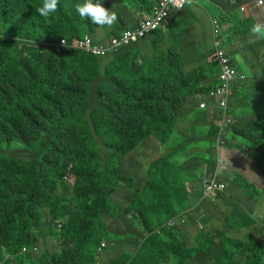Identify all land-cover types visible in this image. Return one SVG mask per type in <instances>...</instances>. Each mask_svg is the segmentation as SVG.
<instances>
[{
	"label": "trees",
	"instance_id": "1",
	"mask_svg": "<svg viewBox=\"0 0 264 264\" xmlns=\"http://www.w3.org/2000/svg\"><path fill=\"white\" fill-rule=\"evenodd\" d=\"M251 1H213L210 17L226 27L218 40L234 32L247 41L253 20L229 27L226 15ZM78 3L84 0H59L57 11L45 18L36 11L43 0H0V264H189L195 258L204 264H264L261 191L238 172L232 178L190 173L201 184L197 187L186 177L190 159L179 160L193 144L180 137L174 141L186 103L207 93L219 73L211 62L215 41L211 51L193 45L199 60L188 64L190 55L169 26L122 43L134 28L125 25L133 5L149 14L153 1L101 0L117 13L111 28L82 19L75 11ZM86 38L105 53L75 47ZM234 38L226 40L231 45ZM253 49L259 87H264V42ZM248 82L236 86L230 100L236 97L240 108L229 105V113L240 117L232 137L252 148L264 175V102L257 90L263 88L248 89ZM216 133L215 128L207 139ZM149 143L159 147L158 155L144 166H127L139 174L145 168L146 182L139 187L125 165ZM17 149L29 155H18ZM210 151L206 170L219 163ZM69 171L72 182L65 179ZM213 183L225 188H210ZM121 189L127 197L123 208L113 200ZM121 212L137 231L131 228V243L126 242L130 235L112 233L106 223ZM204 212L226 228L200 229L195 247L183 245L182 222ZM242 227L251 229L243 239L228 235ZM102 241L107 242L103 252ZM36 244L38 254L32 251Z\"/></svg>",
	"mask_w": 264,
	"mask_h": 264
},
{
	"label": "rangeland",
	"instance_id": "2",
	"mask_svg": "<svg viewBox=\"0 0 264 264\" xmlns=\"http://www.w3.org/2000/svg\"><path fill=\"white\" fill-rule=\"evenodd\" d=\"M143 1L144 0H138V2H141L142 4H143ZM150 2H152V1L147 0L148 4H151ZM231 14L233 16L235 15V16L239 17L240 21H238L237 24H239L240 22H243L244 21L243 19H245L244 14L240 13L238 9L233 11ZM247 27H248V25H247ZM169 28L170 29L173 28L174 32L177 34L176 37H177L178 42H180V46H184L185 49H187V51H188L187 54L190 55V58L187 57V60H186L187 63L192 64V63L198 61L199 58L195 55V50L193 49V45H196V43H197L196 32H192V29L188 28L186 25H183V26L180 25L179 22H174L171 25V27L169 24ZM223 28H226V27H220L218 32H222ZM244 28H246V27H244ZM198 30L200 33V37L201 36L206 37V45L205 46L208 48V51L214 50V39H213L214 29H213V33H212V39L210 41L207 39L209 34H208L206 29H204V30L198 29ZM240 31L241 30H238V31H236V33L240 32ZM230 34L233 35L234 37L237 36L234 32H232ZM250 39H251V37H247L246 42H240L239 45H237V46L246 44ZM228 45H229L228 41L227 40L224 41V39H223V41L221 42V46L223 48L227 49ZM243 52H246V53H243V54L237 53L235 59L241 60V59H243L244 55H248L251 58L252 54L254 53V49H252L250 46H247L243 49ZM233 57L234 56L232 55V58ZM242 70L244 72H246L247 75L250 77L249 82L246 83V87L248 86V89H250L251 87L257 86V88H258L259 83H262V81H255L254 79H252L253 76L251 75L252 71H258V69L255 66H253V67L248 66L246 68H243ZM259 88H263V89H257L258 90V97H261V102H264V87H259ZM242 90H243V88L237 90V95H241ZM230 109L231 110L240 109L239 104L236 100V97H234L233 101L230 103ZM196 110H197L196 104H193V103L188 104L187 107L184 108L183 111L181 112L179 121H178V119L176 120V126H175V132H174V134L177 135L174 138V141L178 137H180L179 141L185 140L184 139L185 138L184 132H188V131L189 132L190 131H193V132L196 131L199 134V136L201 137L200 139L194 141V143L192 145V150H191L189 155H187V156L182 155L179 158V160L184 162V163L188 162V160L190 159L189 164H188V166H189L188 174L186 175V177L187 178H193V181H195L194 179H197L196 176L200 177V176H202V174H206V173L212 174L213 172H217V175H219V176H222L224 178H232L233 173L238 172V169H241L240 163H242L241 159L243 160V158H240L241 154H238L237 151H235L234 149H232L234 151L230 152V155H231L230 157L226 156L223 153H220V155L218 153H216V151H217L216 150V143L217 142L215 140L213 141V138L209 139V141L207 139L212 132V131H210V128L207 125H205L204 121H201V120H199L200 122L196 125L192 124V122H191L192 116H191L190 112H192L194 114V116L195 115L198 116V112ZM227 115L231 118H237V117L240 118L239 116H236L234 114H230L229 111L227 112ZM143 146H144L143 148H141V149L138 148L137 151H135L134 153H132L130 155V158H132L131 159L132 161L129 159V162L127 163V165H125V167H126L125 172H126L127 176H129V175L133 176V177L136 176L135 181L139 187L144 186V184L146 182V177H145V173H144L145 168L142 166H144L145 162L150 161L153 156L158 155V152H159V147L156 144L149 143V144L143 145ZM211 149L213 150V153H216V155L218 156V159L220 157V161L218 163V164H220V169H219V167L216 169L217 165H215L214 163L212 164V166H209L207 170L204 169L205 168L204 158H205L206 152L211 153V151H210ZM230 149H231V147H230ZM242 149H243L242 147L239 148V150H242ZM14 152L18 155H21V156L27 157L29 155L28 152L19 151L18 149L15 150ZM244 154L249 155V153H244ZM217 160H216V163H217ZM131 163L133 165H135L136 163L138 165L139 164L142 165L141 166L142 171L140 174L136 170H129L127 168V166H129V164H131ZM197 164H199V169L196 168V166H195ZM190 173H193L192 175H196V176L192 177V176H190ZM258 178L261 179L260 174H258ZM198 183H199L198 181L194 182V184L197 185V187H198ZM258 188L261 192H263V193L259 194L260 199L258 202L261 205L262 203H264V189L260 188V187H258ZM123 192L124 191L121 189L120 193L117 192L115 197L113 198L114 202L120 208H123V206L126 205L127 197L125 196V194ZM248 200L252 201L250 199H248ZM200 212L202 214L203 210H200ZM206 218H207V221H206ZM211 220L212 219L210 218V216L207 215L205 212L203 213V216L196 217V218L190 217V218L186 219V221L184 220L182 223L186 225L185 232L182 231L181 229H179V231H182V234L180 236V240H181L182 244L189 246V247H195L196 246L195 235L197 234L198 230L203 229V228H204V230L208 229V227H209L208 224H211V223L217 224V222H212ZM205 221H206V223H205ZM106 223L109 225L110 231L112 233H115L118 235L128 234V235H130V237L128 238V241H126V242L127 243L132 242L129 239L134 236V235H132V231H131V228H134V225L131 221L128 220L126 214L121 212L115 217L108 216ZM136 229L138 231L142 230V229H139V227H136ZM219 229L221 230V228H219ZM134 230H135V228H134ZM129 232H130V234H129ZM139 233H141V232H139ZM219 234H220V231L217 230L214 235L217 238L219 236ZM103 239H105V238H103ZM117 241H118V239H117ZM108 243L110 244V246L115 245V244L110 243V242H108ZM123 244L124 243H122V245ZM38 247H40V246L38 245ZM158 262L159 263L161 262L160 259H158ZM189 264H204V263L202 262V260L200 258H195Z\"/></svg>",
	"mask_w": 264,
	"mask_h": 264
},
{
	"label": "crops",
	"instance_id": "3",
	"mask_svg": "<svg viewBox=\"0 0 264 264\" xmlns=\"http://www.w3.org/2000/svg\"><path fill=\"white\" fill-rule=\"evenodd\" d=\"M151 1H155V0H151ZM213 1H218V0H213ZM213 1L212 0H193V3L191 5L187 4L186 10L173 15V17L170 20L171 23H174V22L181 23L186 18H189L188 21L186 22V26L188 28L192 29V32H196L197 42L201 43L202 51L205 50L206 37L205 36L200 37V33H199L198 29H202V30L206 29L208 34H209L207 39L209 41L212 39L213 21H217L216 19L210 17L211 12H213V10L216 9L215 3ZM218 3L223 5V0H222V2H218ZM224 5H226V7L228 6L226 1H225ZM131 14L132 15L130 16V18H128V20L125 24L129 28L136 26V24L139 22L138 21L139 16H137L134 12H131ZM227 16H228V20H231V22L228 23L229 27H233L238 21H240L239 17H237L235 15L233 16V15L227 14L226 17ZM244 18L245 19L250 18L251 20H253L248 26H251L252 24L256 23L257 21L264 22V8L263 9L257 8V9H255V11L251 15H249V16L244 15ZM245 19H243V20H245ZM223 31H224V28H223ZM249 34L251 35V39L246 44L237 46V45H239L240 42H242V40L237 36L233 39L232 44L231 45L229 44L228 48H227V50L231 56V59H232V64L242 72H244L242 69L246 68L248 66L249 67L255 66L257 68L255 52H254V54H252L251 58L248 55H244L243 59H241V60L235 59L236 54L237 53H241V54L246 53V52H243V49L245 47L250 46L253 49V46H255L256 43L258 44L259 41L264 42V39H260L259 37L252 35L251 32ZM250 35H247V37H250ZM233 37L234 36L229 33L228 35H226V38L224 39V41L227 38L232 39ZM181 47H182V49H185L184 46H181ZM257 49H259V48H257ZM232 55L234 56L233 58H232ZM200 58L201 59L204 58V53L202 54V56ZM256 72L257 71L251 72V75L253 76L252 79H254L255 81H260V79H259L260 75H256ZM244 73H246V72H244ZM192 103L196 104V100H194V99L190 100L189 99L188 103H186L185 106L187 107L188 104H192ZM196 111L198 112V116H196V115L194 116V114L192 112H190V114L192 116V120H191L192 124L196 125L200 122L199 120H201V121H204L205 125H207L211 129H213L214 124L211 120V117L207 116L208 113L206 114L205 112L200 111L198 109ZM179 119H180V117L178 118V121H179ZM238 119L239 118L237 117V120ZM232 136L233 135H231V137L228 139L229 146H228L227 156L230 157L231 156L230 152H232L234 150L237 151L238 154H241L240 158H243V160L241 159V162H242V163H240L241 169H238V173L241 174L247 181H249V182L253 183L254 185L264 189V175L262 173V170L258 166L257 162L253 159L254 157H253L252 148L249 145H244L240 140H238L239 138L234 139ZM184 137H185L184 139L186 141H189L192 144L194 143L195 140H198L201 138L196 131L184 132ZM208 141H209V139H208ZM186 147L188 148V145ZM230 147H231V149H230ZM240 147H242L243 149L239 150ZM232 149H234V150H232ZM244 153H249V155H245ZM251 155H252V157H251ZM218 167H219V165L216 166V169ZM216 174H217V172H216ZM258 174L261 175V179L258 178ZM219 177L224 178L222 176H219ZM188 183H189L188 189L190 191L193 187L191 186L190 182H188ZM261 193H263V192H261ZM259 199H260V196H259ZM260 207H262L264 209V203H262L260 205ZM211 221L217 222V224H218V225L215 223L208 224V226H210L213 229L214 228H221V229L226 228L224 226L225 223L221 219L219 220L217 218H214ZM250 230L251 229H249L247 227H242V228H237V229H229L228 235H230L232 237L243 239L244 235L247 232H249Z\"/></svg>",
	"mask_w": 264,
	"mask_h": 264
},
{
	"label": "built area",
	"instance_id": "4",
	"mask_svg": "<svg viewBox=\"0 0 264 264\" xmlns=\"http://www.w3.org/2000/svg\"><path fill=\"white\" fill-rule=\"evenodd\" d=\"M264 8V0H255L251 4H246L241 7V11L244 13L252 14L255 9ZM175 8L168 2V0H157L152 13L148 16H144L141 22L133 29H129L124 33L122 38V43L130 44L138 41L150 33L158 31L166 27L167 19L169 18L171 12ZM214 27V41H215V51L213 53V61L216 62L220 68L219 73L215 78V84L213 88L202 98L199 108L201 110H209L212 112H218L220 115L219 122L217 126L219 127V134L217 137V151L218 154L223 153L227 156L228 149L226 148V134L231 130V126L234 124V119L227 115V109L229 101L233 96L235 87H239L243 82L248 80V77L243 72L239 71L231 63L230 54L221 46V41L217 39L219 23L218 21H213ZM62 46H67L65 40L61 41ZM119 45L116 41L113 47ZM75 47L81 50L89 51L95 55H103L105 53L104 48L92 46L91 41L86 38L75 43ZM220 161V157L218 159ZM219 169H220V164ZM210 188H217L223 190L225 185L223 183L217 184L213 183ZM58 228L62 227V224H57ZM106 246V242L103 241L99 248V251H103ZM26 250L23 249V251ZM32 251L39 253L40 249L38 245H34Z\"/></svg>",
	"mask_w": 264,
	"mask_h": 264
},
{
	"label": "clouds",
	"instance_id": "5",
	"mask_svg": "<svg viewBox=\"0 0 264 264\" xmlns=\"http://www.w3.org/2000/svg\"><path fill=\"white\" fill-rule=\"evenodd\" d=\"M255 0L249 2V3H244L240 6V8L238 9L240 13L244 14L245 16H249L251 14L249 13H244L241 11V7L243 5H246V4H251L253 3ZM154 4H153V7H152V10L155 6V4L157 3V0L153 1ZM168 2L170 4H172V6L175 8L169 18L167 19V22H166V27H164L162 30L164 32H166L168 29L167 27L170 25H172L173 23L170 22L171 18L173 17V15L179 13V12H183L184 11V8L186 7L187 4L191 5L193 3V0H168ZM58 4H59V0H43V5L39 8L36 9V11L38 12V14L42 17H49L52 13L56 12L57 9H58ZM139 7L140 6H134L133 5V12L139 16L138 17V23L136 24V26L142 21L141 19L144 17V16H148L149 14L152 13H149V14H146L144 12H141L139 10ZM75 11L79 14V16L84 19V18H87L89 19L92 23L100 26V27H104V26H107L109 28L112 27V25L117 21V13L114 12V11H111L107 8H105L103 6V4L101 3V0H96V2L94 3L93 0H84V3L83 4H76L75 5ZM232 15V14H231ZM134 26V28L136 27ZM220 24H219V28H220ZM214 29V27H213ZM156 32V31H155ZM250 32L252 35L254 36H257L259 37L260 39H264V22H261V21H257L256 23H254L251 28H250ZM219 33V32H218ZM213 38H214V34H213ZM221 41V40H220ZM227 52L228 50L226 48H224ZM229 53V52H228ZM231 57V56H230ZM231 63H232V59H231ZM233 65V64H232ZM234 66V65H233ZM235 67V66H234ZM238 69V68H237ZM239 70V69H238ZM240 71V70H239ZM242 72V71H241ZM244 73V72H243ZM246 74V73H244ZM247 75V74H246ZM248 77V80H249V76L247 75ZM215 84V79L213 80V83L211 84V88L208 90V92L213 88L212 85ZM235 91V90H234ZM207 92V93H208ZM200 94L198 95V97H196V105H197V109L200 110V111H203L205 112L206 114L208 113L207 116L211 117V120L214 124V128L213 129H217V133L216 135L213 137V140L217 141V137H218V134H219V127L217 126V122H219V119H220V115L218 112H212V111H209V110H201L199 108V105H200V102L202 101V98L206 96V94ZM233 96H234V93H233ZM232 98V97H231ZM231 100V99H230ZM229 105H230V101H229ZM229 105H228V109H227V112L229 110ZM186 108V106L184 107ZM183 111V110H182ZM181 114V113H180ZM180 117V115H179ZM178 117V118H179ZM234 119V124L231 126V130L226 134L225 136V139H226V148L228 149V139L231 137V135H233V127L235 124H237L240 119L237 120V118H233ZM213 129L210 128V131H213ZM216 150H217V145H216ZM228 152V151H227ZM216 153H218V151H216ZM73 174L70 173V171L68 172V174L66 175L65 179L66 180H69L70 182L73 181ZM173 220H176V219H173ZM169 225L173 224V221H169L168 222ZM103 242V241H102ZM106 242V241H105ZM37 245V244H36ZM106 245H107V242H106ZM101 246V245H100ZM104 250V249H103ZM103 252V251H102Z\"/></svg>",
	"mask_w": 264,
	"mask_h": 264
}]
</instances>
